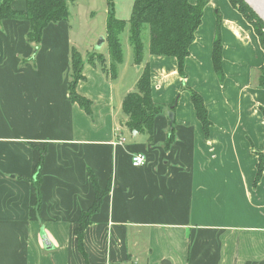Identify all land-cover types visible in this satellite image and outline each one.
Wrapping results in <instances>:
<instances>
[{"label": "crops", "instance_id": "obj_1", "mask_svg": "<svg viewBox=\"0 0 264 264\" xmlns=\"http://www.w3.org/2000/svg\"><path fill=\"white\" fill-rule=\"evenodd\" d=\"M13 9L26 11V0ZM28 32L27 22L0 25V264H264V51L228 0L205 7L186 79L175 59L147 53L153 103L166 108L152 140L130 131L122 110L145 65L124 56L111 80L85 60L100 53L108 67L106 41L80 47L70 20L49 26L39 46ZM218 33L223 80L212 61ZM73 50L85 60L77 93L91 117L71 101ZM185 87L204 100L208 136ZM136 154L146 155L144 167H133ZM92 175L110 191L85 232L84 256L75 230L95 202Z\"/></svg>", "mask_w": 264, "mask_h": 264}, {"label": "trees", "instance_id": "obj_2", "mask_svg": "<svg viewBox=\"0 0 264 264\" xmlns=\"http://www.w3.org/2000/svg\"><path fill=\"white\" fill-rule=\"evenodd\" d=\"M78 0H26V11L13 9L14 0H0V25L4 21L27 22L29 43L39 46L42 42L44 31L51 25H57L70 20V5ZM209 0H134L130 25V45L134 52L135 65H145L144 71L138 80L135 90L129 93L122 106L123 113L128 121L126 127L135 134H145L152 140L154 123L158 115L165 113L166 108L157 106L152 99V84L150 66L145 64V46L143 33L145 28L149 30V46L147 53L150 56L160 58H172L177 61L178 71L182 79H186L185 65L190 56V48L196 40V34L202 25L204 10ZM231 7L237 11L244 20L253 28L262 50L264 51V24L242 2V0H228ZM106 47L110 56V64L106 67V60L102 54L89 55L86 63L89 65L102 64L104 73L114 80L117 77L118 67L124 61V49L121 35L126 28V22L116 18L115 0H106ZM215 73L224 79L222 64V40L218 33L213 45L212 55ZM85 62L76 50L71 54V81L69 92L71 101L77 104L88 116H92V103L77 93V85L84 80L83 71ZM259 88L264 90V66L261 68ZM189 92L197 118L200 121L205 135H209L212 126L208 118V112L203 98L195 91L184 88ZM264 117V108L261 109ZM173 142L172 131L166 142V149ZM44 161V153L41 155L38 169ZM258 175L262 173L263 161H261ZM95 188L96 198L93 206L80 216L78 227L75 230L79 252L85 256L84 237L87 228L91 224L92 217L96 215L102 206L103 199L109 193L110 187L101 191L94 176H91ZM37 200L40 201L39 180L36 182Z\"/></svg>", "mask_w": 264, "mask_h": 264}, {"label": "rangeland", "instance_id": "obj_3", "mask_svg": "<svg viewBox=\"0 0 264 264\" xmlns=\"http://www.w3.org/2000/svg\"><path fill=\"white\" fill-rule=\"evenodd\" d=\"M133 2L134 0H115L116 18L126 22V28L121 35L125 60L128 59L131 62L134 54L130 45V25L128 22L132 13ZM91 12L95 13V17L91 15ZM70 14V24L75 33V38L81 43L79 46L86 48V45L95 39L94 46L96 48L99 40L106 36V0H79V2L70 5ZM149 40V30L145 28L143 33V43L146 50L145 58L148 57ZM88 59L89 55L85 58L86 62ZM82 60L85 62L83 56Z\"/></svg>", "mask_w": 264, "mask_h": 264}, {"label": "water", "instance_id": "obj_4", "mask_svg": "<svg viewBox=\"0 0 264 264\" xmlns=\"http://www.w3.org/2000/svg\"><path fill=\"white\" fill-rule=\"evenodd\" d=\"M242 2L256 15V17L264 24V0H242ZM105 43V39L101 38L98 42L97 49H100ZM170 120V126L173 125L174 122V114H168ZM43 244L46 250L52 249V245L49 243L47 237L42 235Z\"/></svg>", "mask_w": 264, "mask_h": 264}, {"label": "built area", "instance_id": "obj_5", "mask_svg": "<svg viewBox=\"0 0 264 264\" xmlns=\"http://www.w3.org/2000/svg\"><path fill=\"white\" fill-rule=\"evenodd\" d=\"M126 140L121 139V143H124ZM132 165L135 168L144 167L147 164V157L145 154H136L132 157Z\"/></svg>", "mask_w": 264, "mask_h": 264}]
</instances>
